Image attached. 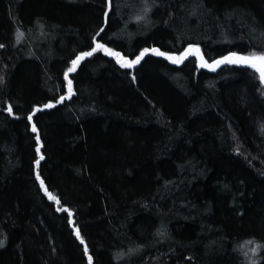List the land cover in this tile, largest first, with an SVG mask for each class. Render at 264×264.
<instances>
[{
    "label": "trees",
    "instance_id": "obj_1",
    "mask_svg": "<svg viewBox=\"0 0 264 264\" xmlns=\"http://www.w3.org/2000/svg\"><path fill=\"white\" fill-rule=\"evenodd\" d=\"M97 43L148 56L69 72ZM234 54L264 55V0H0V264H264V82Z\"/></svg>",
    "mask_w": 264,
    "mask_h": 264
},
{
    "label": "snow or ice",
    "instance_id": "obj_2",
    "mask_svg": "<svg viewBox=\"0 0 264 264\" xmlns=\"http://www.w3.org/2000/svg\"><path fill=\"white\" fill-rule=\"evenodd\" d=\"M101 31H103V29H101ZM99 50H103L105 52V54L111 55L115 58H117L118 62H122L121 66L122 67H132L133 65L139 63V61L143 58V56L145 54H147L148 49H145L144 52H142L140 54V56H138L136 58V60H132V61H127L124 59L123 56L120 55V53L118 52H112L111 50L107 49L104 47V45L97 43L96 47L94 49H92L91 51H87V52H83L81 53L79 56L76 57L75 60L72 61V67L68 70L69 72H72L75 70L76 66L78 65V63L85 59L86 57H90L92 56L96 51ZM199 48H195V49H189L187 50V52L185 53L184 56L182 57H168L165 56V53L160 52L158 49H153L152 53L155 55H160V56H165V58L172 60L173 63H178V62H182L183 59H186L188 55H196L199 53ZM199 59L203 60V57L200 56ZM243 63V64H247L248 66L251 67H256L257 71L260 72L261 75V79L264 80V55H260V56H256V55H252V56H241V57H225V59L223 61H217V65H219L220 63ZM65 79H68V73H65ZM68 85H69V90L71 91V80H68ZM62 100L64 99L63 97L61 98ZM53 105H48L47 107H52ZM9 112L11 113L12 109L11 107H9ZM39 111V109H37ZM29 120L32 119L31 116L28 117ZM35 127H33V131H35ZM39 151V149H38ZM41 159H43V157L41 156ZM39 164V161H37V165ZM39 179V177H38ZM41 185L43 186V181H41ZM45 191H47L45 189ZM50 198L54 199V197ZM57 203H59V201H57ZM66 210V209H65ZM77 235H79V232L77 231ZM83 243V241H81ZM249 243H251V241H249ZM89 260L91 261V258H89Z\"/></svg>",
    "mask_w": 264,
    "mask_h": 264
},
{
    "label": "water",
    "instance_id": "obj_3",
    "mask_svg": "<svg viewBox=\"0 0 264 264\" xmlns=\"http://www.w3.org/2000/svg\"><path fill=\"white\" fill-rule=\"evenodd\" d=\"M191 49H193V48H191ZM152 53V52H151ZM151 53H149V54H151ZM109 57H111V55H108ZM148 56V54H146L140 61H139V63H137V64H135V65H133L132 67H130V68H137L141 63H142V61L144 60V58L145 57H147ZM190 56H192V55H188L187 56V58H189ZM233 56H236L237 57V55H230L229 57H233ZM162 57H164L165 58V56H162ZM168 57H171V56H168ZM186 58V59H187ZM165 59H167V58H165ZM186 59H184L183 61H182V63H179V64H183L184 62H185V60ZM125 60H127V61H131V60H128V59H125ZM169 62H171V63H173L172 62V60H170V59H167ZM224 59H221V60H218V61H223ZM217 62V61H216ZM215 62V68L217 69L220 65H228V64H230V63H220L219 65H217V63ZM233 64H235V65H237V66H248L247 64H240V63H233ZM251 67V66H250ZM202 68H204V59L202 60ZM253 68H255L256 70H257V68L256 67H253Z\"/></svg>",
    "mask_w": 264,
    "mask_h": 264
},
{
    "label": "rangeland",
    "instance_id": "obj_4",
    "mask_svg": "<svg viewBox=\"0 0 264 264\" xmlns=\"http://www.w3.org/2000/svg\"><path fill=\"white\" fill-rule=\"evenodd\" d=\"M186 52H187V50L185 52H183L181 55H173L171 57H174V58L182 57L185 55ZM195 56L198 59L199 64H201L202 62H201V59H199V57H200L199 54H196ZM241 56H244V55H238L237 57H241ZM178 63H181V62H178ZM240 64H243V63H240ZM205 67L212 69V68H214V64H205ZM262 81L264 82V80H262Z\"/></svg>",
    "mask_w": 264,
    "mask_h": 264
}]
</instances>
